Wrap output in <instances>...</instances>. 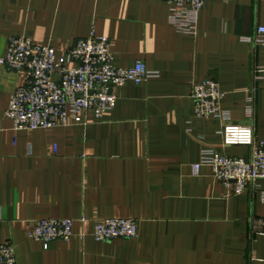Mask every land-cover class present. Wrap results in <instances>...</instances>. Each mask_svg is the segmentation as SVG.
I'll list each match as a JSON object with an SVG mask.
<instances>
[{
	"label": "crops",
	"instance_id": "0c3cea01",
	"mask_svg": "<svg viewBox=\"0 0 264 264\" xmlns=\"http://www.w3.org/2000/svg\"><path fill=\"white\" fill-rule=\"evenodd\" d=\"M264 0H206L195 35L169 22L165 0H0V57L11 36L63 54L92 31L109 37L119 66L144 61L159 77L117 90L115 108L86 125L16 130L5 115L23 76L0 65V243L12 241L19 264H264V179L225 195L204 148L250 158L226 146L221 118H199L195 83L213 78L235 123L264 141ZM88 219L82 222L81 219ZM75 220L70 241L45 249L28 236L33 221ZM133 218L138 234L97 241L94 221Z\"/></svg>",
	"mask_w": 264,
	"mask_h": 264
},
{
	"label": "built area",
	"instance_id": "2783aa9c",
	"mask_svg": "<svg viewBox=\"0 0 264 264\" xmlns=\"http://www.w3.org/2000/svg\"><path fill=\"white\" fill-rule=\"evenodd\" d=\"M169 7V22L181 33L195 35L206 0H165ZM264 43V27L255 37L245 39ZM3 65L23 76V83L11 95L5 115L14 129L33 131L86 125L89 114L103 120L116 106L117 90L127 83L141 84L159 77L144 61L132 67L116 63L109 37L95 31L79 39L63 54L57 55L50 45H40L25 36H11ZM255 80L264 84V64L255 67ZM195 115L199 118L217 117L227 123L222 130L226 146H246L250 158L231 157L213 148H204L200 160L193 165L196 175L203 166L212 169L225 195L244 193L249 183L264 179V141L254 135V98H248L247 122L235 123L222 107L225 92L217 80L209 78L192 86ZM264 203V189L260 190ZM82 222L88 221L83 217ZM75 220L71 218H43L32 222L29 238L39 241L47 249L55 241H70L74 236ZM138 234V222L133 218H105L94 221L92 236L97 241L130 239ZM0 264H19L16 246L12 241L0 243Z\"/></svg>",
	"mask_w": 264,
	"mask_h": 264
}]
</instances>
